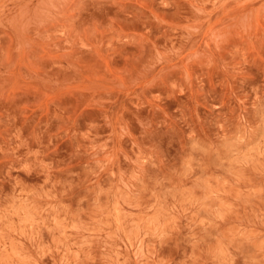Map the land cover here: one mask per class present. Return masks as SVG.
I'll return each mask as SVG.
<instances>
[{
	"label": "rangeland",
	"instance_id": "rangeland-1",
	"mask_svg": "<svg viewBox=\"0 0 264 264\" xmlns=\"http://www.w3.org/2000/svg\"><path fill=\"white\" fill-rule=\"evenodd\" d=\"M0 264H264V0H0Z\"/></svg>",
	"mask_w": 264,
	"mask_h": 264
}]
</instances>
